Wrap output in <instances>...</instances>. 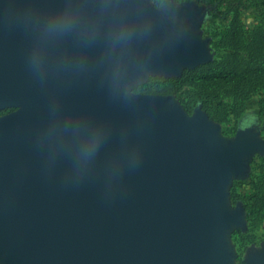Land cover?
<instances>
[{
    "label": "water",
    "instance_id": "95a60500",
    "mask_svg": "<svg viewBox=\"0 0 264 264\" xmlns=\"http://www.w3.org/2000/svg\"><path fill=\"white\" fill-rule=\"evenodd\" d=\"M170 13L0 0V264H217L226 152L130 92L181 47Z\"/></svg>",
    "mask_w": 264,
    "mask_h": 264
},
{
    "label": "rangeland",
    "instance_id": "374dc122",
    "mask_svg": "<svg viewBox=\"0 0 264 264\" xmlns=\"http://www.w3.org/2000/svg\"><path fill=\"white\" fill-rule=\"evenodd\" d=\"M146 1L160 12H180L166 19L182 45L167 71L141 64L130 92L155 97L159 113L205 131L209 152H226L215 203L222 216L217 264H264V84L207 77L212 63L264 73V0ZM15 109H0V117Z\"/></svg>",
    "mask_w": 264,
    "mask_h": 264
},
{
    "label": "trees",
    "instance_id": "16d2710c",
    "mask_svg": "<svg viewBox=\"0 0 264 264\" xmlns=\"http://www.w3.org/2000/svg\"><path fill=\"white\" fill-rule=\"evenodd\" d=\"M211 73L207 74V77L210 78H222L223 80L228 81L229 83H236L247 81L245 80L250 78L251 80L256 81L258 84H264V73H260L258 70H253L250 72L244 70L230 69L224 65L212 63ZM264 72V71H263ZM182 80V77L176 78L175 81Z\"/></svg>",
    "mask_w": 264,
    "mask_h": 264
},
{
    "label": "clouds",
    "instance_id": "9594fccd",
    "mask_svg": "<svg viewBox=\"0 0 264 264\" xmlns=\"http://www.w3.org/2000/svg\"><path fill=\"white\" fill-rule=\"evenodd\" d=\"M70 26L68 21H58L55 23L54 27L59 28V29H66ZM95 150V145L94 144H87L83 148V152L85 155H91Z\"/></svg>",
    "mask_w": 264,
    "mask_h": 264
},
{
    "label": "flooded vegetation",
    "instance_id": "af4514ba",
    "mask_svg": "<svg viewBox=\"0 0 264 264\" xmlns=\"http://www.w3.org/2000/svg\"><path fill=\"white\" fill-rule=\"evenodd\" d=\"M8 108H11V107H4V108H0V109H8Z\"/></svg>",
    "mask_w": 264,
    "mask_h": 264
}]
</instances>
